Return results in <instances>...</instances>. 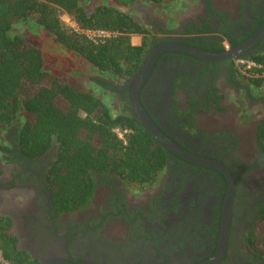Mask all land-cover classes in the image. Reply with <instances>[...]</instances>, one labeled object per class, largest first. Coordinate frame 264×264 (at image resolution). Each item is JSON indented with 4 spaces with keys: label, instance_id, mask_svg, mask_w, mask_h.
<instances>
[{
    "label": "flooded vegetation",
    "instance_id": "obj_1",
    "mask_svg": "<svg viewBox=\"0 0 264 264\" xmlns=\"http://www.w3.org/2000/svg\"><path fill=\"white\" fill-rule=\"evenodd\" d=\"M202 1V18L185 24L180 33L167 30L166 25L154 27L159 36L149 37L150 51L167 40L185 44L192 37L188 31L210 27L213 33L202 34L206 45L211 47L214 41L218 52H223L243 45L264 25V0H238L234 11L229 5L221 8L211 0ZM259 53H264V34L238 58L222 61L165 52L138 90L145 111L166 136L192 154L224 163L234 177L227 253L219 264H264L243 245L246 231L264 205V182L254 178L264 177L257 130L253 170L246 167L240 152L242 133L232 124L220 127L228 113L221 81L236 92L250 94L237 61ZM146 63L147 59L129 79L105 83L119 113L136 116L131 93ZM177 83L182 87L176 89ZM6 131L7 144L0 139L7 147V153L0 151V218L7 220L5 232L16 238V250L27 256L23 264H203L215 255L227 192V181L219 171L170 152L168 165L155 183L132 186L116 177L98 176L99 188L87 211L58 213L46 181L55 149L35 160L20 159L13 150V129ZM152 187L150 197L130 198L137 190Z\"/></svg>",
    "mask_w": 264,
    "mask_h": 264
},
{
    "label": "trees",
    "instance_id": "obj_2",
    "mask_svg": "<svg viewBox=\"0 0 264 264\" xmlns=\"http://www.w3.org/2000/svg\"><path fill=\"white\" fill-rule=\"evenodd\" d=\"M163 1L0 0V130L13 129V150L20 159L35 160L55 149L46 181L58 213L87 211L99 188L98 176L116 177L123 184L155 183L171 153L134 113H114V107L98 94L73 86L65 75L48 70L43 50L21 34L18 26L32 20L64 48L83 57L92 71L118 82L141 71L153 46L148 39L151 32L131 7ZM61 11L81 31L111 35L94 42L68 28L60 18ZM213 32L210 27L188 31L192 37L185 44L218 52L216 42L208 47L202 37ZM134 34L143 35L140 45L132 44ZM243 58L261 66L250 68L251 74H258L248 79L250 84L264 86V53ZM94 81L109 89L103 80ZM179 87L177 83L175 88ZM117 128L129 131L126 144L115 132ZM257 145L264 154V121L257 126ZM1 150L7 153L0 142ZM8 227L7 220L0 218V264H23L27 256L16 250V238L5 232ZM243 245L264 260V205L246 231Z\"/></svg>",
    "mask_w": 264,
    "mask_h": 264
},
{
    "label": "rangeland",
    "instance_id": "obj_3",
    "mask_svg": "<svg viewBox=\"0 0 264 264\" xmlns=\"http://www.w3.org/2000/svg\"><path fill=\"white\" fill-rule=\"evenodd\" d=\"M218 7L230 6V9L234 11L238 0H211ZM131 12L137 19L151 32L150 36H156L158 38L159 33L154 28L157 26H167V30L170 29L173 32L180 33L185 24L189 22L198 23L199 19L203 16V1L202 0H164L161 4L155 5L146 2L136 3L131 7ZM62 22L68 27L73 29L75 27L74 21L63 11L60 13ZM150 22H148V20ZM32 20H26L20 23L18 31L21 34H25L28 40L43 50L44 57L47 63V69L52 72H57L65 75L73 86L80 89L89 90L94 94H98L101 98L110 106L114 107V113L120 112V107L115 102V96L108 94V91L103 90V84H98L94 81L95 78L103 80L104 84L113 81L109 75H101L99 72L92 71V67L81 56H78L74 52L64 48L60 45L55 37L49 34L44 29L37 27L36 24H32ZM153 24H155L153 26ZM161 28V29H162ZM166 28V27H165ZM175 33V34H177ZM143 35L134 34L131 36V42L133 45H140ZM152 42V39H149ZM240 65V72L243 78V85L247 88H251V93H247L243 90L236 92L231 87L225 85L223 80L220 86L224 87L226 93L225 106H227L228 113L223 116L220 127H230L232 124L237 132L242 133L243 144L241 145L240 152L246 162L248 169L255 170V155H256V141L255 132L257 130V124L264 120V86L260 88H254L249 78L256 77L258 74L253 75L250 72V68L247 60L237 61ZM89 74V75H88ZM264 74V72H263ZM101 85V86H100ZM221 119V118H219ZM7 131L0 130V139H4V143L7 142ZM1 159L3 157L1 156ZM257 171V170H256ZM256 182L258 178L264 182V177L255 176ZM260 181V183H261ZM259 183V184H260ZM132 186H137L131 184ZM253 186H258L257 183ZM134 188V187H133ZM155 189L145 188L141 191H136L130 195L132 200L136 198L150 197V194ZM101 197L97 200L100 201ZM83 217L88 214H83Z\"/></svg>",
    "mask_w": 264,
    "mask_h": 264
},
{
    "label": "water",
    "instance_id": "obj_4",
    "mask_svg": "<svg viewBox=\"0 0 264 264\" xmlns=\"http://www.w3.org/2000/svg\"><path fill=\"white\" fill-rule=\"evenodd\" d=\"M264 34V25L257 31L248 41L243 45L236 48H229L223 52H209L195 47L182 44L175 40H167L157 44L147 55V63L143 68L140 76L137 78L133 91L131 93V103L138 120L142 123L143 127L149 131L153 137L164 146L169 152L189 161L193 164L204 166L210 169L219 171L227 181V192L222 205L221 212V229L218 238V245L215 255L203 264H219L223 261L227 253L228 237L231 226V219L233 215V204L236 194V186L234 177L230 169L222 162L198 156L186 151L168 136H166L156 123L151 119L145 111L142 103L138 97V90L146 81L148 74L153 67L157 57L165 52H179L190 56L197 57L206 61H222L232 57L238 58V55L249 50L256 45ZM63 264V263H62ZM69 264V263H67Z\"/></svg>",
    "mask_w": 264,
    "mask_h": 264
},
{
    "label": "built area",
    "instance_id": "obj_5",
    "mask_svg": "<svg viewBox=\"0 0 264 264\" xmlns=\"http://www.w3.org/2000/svg\"><path fill=\"white\" fill-rule=\"evenodd\" d=\"M70 17V16H69ZM71 18V17H70ZM75 23V22H74ZM75 29L76 31H81L76 23H75V27L73 28ZM82 33H84L87 37H89L90 39H92L94 42H100L102 41L104 38L108 37L111 35L110 32H107V31H96V30H86V31H81ZM244 60H241V62L243 63ZM249 65H251L252 67H261L260 65H258L256 62L254 61H248ZM115 132L118 134L119 138H121L124 143L126 144L127 143V140H126V134L129 133L128 130H123V129H120V128H117L115 129Z\"/></svg>",
    "mask_w": 264,
    "mask_h": 264
}]
</instances>
